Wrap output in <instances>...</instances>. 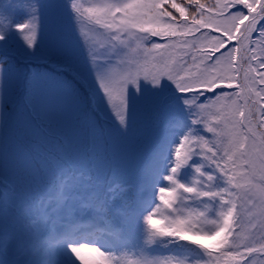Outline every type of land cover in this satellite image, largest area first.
Returning a JSON list of instances; mask_svg holds the SVG:
<instances>
[{
  "label": "snow or ice",
  "instance_id": "6c2138e0",
  "mask_svg": "<svg viewBox=\"0 0 264 264\" xmlns=\"http://www.w3.org/2000/svg\"><path fill=\"white\" fill-rule=\"evenodd\" d=\"M78 262L264 264V0H0V264Z\"/></svg>",
  "mask_w": 264,
  "mask_h": 264
},
{
  "label": "trees",
  "instance_id": "16d2710c",
  "mask_svg": "<svg viewBox=\"0 0 264 264\" xmlns=\"http://www.w3.org/2000/svg\"><path fill=\"white\" fill-rule=\"evenodd\" d=\"M182 0H177V3H181ZM201 2L205 4H209L214 2V0H201ZM89 25L83 24L81 26V31L84 33H87L88 36L93 39L97 40L98 37L90 30H88ZM45 52H48L49 49L47 48V38L45 37ZM54 59H62L63 53L60 52H54L51 53ZM27 72L29 75H32L33 73H39L44 74L49 71L47 66H40L37 64H33L27 67ZM14 71L17 72L19 75H23V72L25 71V68L22 64H16L14 66ZM243 74L241 73V82L242 81ZM59 118L65 119L69 121L70 123H82V118L79 117V113L75 110V106L71 103V101L68 102L66 106H64L60 113ZM105 134H108V129L105 128ZM155 134V128L153 126L145 124L143 121H137L135 124L130 137L128 141V150L132 153V158L127 163V171H122L117 174V178L124 179L128 181H134L136 179L134 175V171L143 163V160L141 159V156L143 153L147 152L148 149V141L149 138Z\"/></svg>",
  "mask_w": 264,
  "mask_h": 264
},
{
  "label": "rangeland",
  "instance_id": "374dc122",
  "mask_svg": "<svg viewBox=\"0 0 264 264\" xmlns=\"http://www.w3.org/2000/svg\"><path fill=\"white\" fill-rule=\"evenodd\" d=\"M88 30H90V28H88ZM94 33V32H93ZM95 34V33H94ZM96 35V34H95ZM89 254L88 253H85V256L87 257ZM79 264V262H78Z\"/></svg>",
  "mask_w": 264,
  "mask_h": 264
}]
</instances>
